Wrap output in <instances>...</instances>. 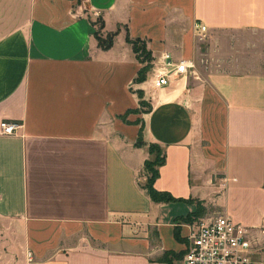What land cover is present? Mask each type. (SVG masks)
Segmentation results:
<instances>
[{"label": "crops", "instance_id": "obj_1", "mask_svg": "<svg viewBox=\"0 0 264 264\" xmlns=\"http://www.w3.org/2000/svg\"><path fill=\"white\" fill-rule=\"evenodd\" d=\"M99 19L118 31L107 49ZM207 32L264 46V0H0V123L22 125L0 128V264H182L190 241L175 227L199 201L201 221L245 226L264 262V71L225 56L156 90L145 144L137 117L122 119L139 106L128 33L155 57L191 59ZM150 143L165 155L155 187L180 200L154 202L141 188Z\"/></svg>", "mask_w": 264, "mask_h": 264}, {"label": "built area", "instance_id": "obj_2", "mask_svg": "<svg viewBox=\"0 0 264 264\" xmlns=\"http://www.w3.org/2000/svg\"><path fill=\"white\" fill-rule=\"evenodd\" d=\"M195 27L202 33L207 31V26L203 24H196ZM149 76L156 90L182 78H200L192 59L176 58L168 51L152 59ZM21 127L16 121L2 120L0 123L1 133L5 135L15 134ZM189 241L182 264H264L253 257L247 228L226 215L196 223L191 227ZM29 257L31 260V253Z\"/></svg>", "mask_w": 264, "mask_h": 264}, {"label": "rangeland", "instance_id": "obj_3", "mask_svg": "<svg viewBox=\"0 0 264 264\" xmlns=\"http://www.w3.org/2000/svg\"><path fill=\"white\" fill-rule=\"evenodd\" d=\"M102 25L100 19L97 21V29H101ZM100 37L102 40H106L109 37V32L105 33L104 31L100 32ZM133 38V37H131ZM135 39V38H133ZM141 41L138 42V46H145L146 51L151 52L153 56V49L149 46L146 39L139 38ZM133 48V47H132ZM134 51V50H133ZM135 53V52H134ZM145 54L139 50L138 54L135 53V57L137 61L141 64L139 70L145 68V72H143L144 78L142 81H135L131 87L133 92L137 93L139 98V106L135 109H129L126 111L124 115H122V119L126 122H130L128 120L129 115H132L136 118L135 123L140 124L141 127L144 126V114L149 111L153 107V97L152 94L156 92V89H153L150 82V66L152 60L149 58H145ZM233 57L234 60L231 62L229 66L233 69H237L240 71H264V46L259 44L258 41L254 38H250L248 34L244 33H234V32H223L218 34L211 35L207 32L206 38L204 35H197L194 38L192 43V49L189 57L196 63L197 70L199 74L204 75L211 69H215L216 67L220 68L219 64H215L219 61V58L222 57ZM155 56H153V59ZM177 58V57H176ZM139 72V71H138ZM136 78V77H135ZM141 182H146V176L141 177ZM201 210L200 216H197L196 213L193 215H189V220H179L177 227L180 228V225L190 224L191 227L196 223H200L201 218L207 216V207L201 201H199V206H197L196 212ZM194 219L193 221H191ZM202 222V221H201ZM153 229L150 228L149 233L151 234ZM180 237L181 232L179 230ZM189 234L186 238L181 237V240L186 242L189 241ZM184 251L180 253L183 254ZM176 258L177 256H171ZM179 258V257H178ZM172 264V263H170Z\"/></svg>", "mask_w": 264, "mask_h": 264}, {"label": "trees", "instance_id": "obj_4", "mask_svg": "<svg viewBox=\"0 0 264 264\" xmlns=\"http://www.w3.org/2000/svg\"><path fill=\"white\" fill-rule=\"evenodd\" d=\"M100 22L102 25L101 29H103L104 23L101 19H100ZM101 29H98L96 31V34H95L96 38H97L99 44L101 45V47L106 48V49L110 48L113 44L114 38L117 35L118 31L110 32L109 37L106 40H102V38L100 37ZM127 41L132 45L133 50L136 54H138V52L140 50V51H142V53H144L146 55L145 58H149L150 61L153 59L151 52L146 51L145 46H143V47L138 46V42L141 41L139 38L133 39V38H131L130 34L128 33ZM148 66H150V68H151V65H148ZM145 70H146L145 68L139 70V72L135 78V81L139 82V81L143 80V78H144L143 72H145ZM152 108L149 109L148 112H150L152 110ZM140 144L141 145L145 144L143 142V127H141L139 130V136H138V140H137V145H140ZM148 147H149V152H150L152 157L145 161V164H144L145 173H144V175L146 176V182L145 183L139 182L141 188H143L147 192V194L151 197V199L154 202H173V201L180 200V199L174 197L171 193L166 192V191H160L155 187V185H154L155 180L160 175L159 167L165 163V155L163 153L162 147L157 143H150ZM198 206H199V202H198ZM194 213H196L197 216H200L201 213H203V212L201 210H198L197 212L195 211ZM194 213H191L189 215H193ZM189 215L184 219L188 221ZM193 220L194 219H192L191 221H193ZM175 236L178 240H181L178 227H175Z\"/></svg>", "mask_w": 264, "mask_h": 264}]
</instances>
